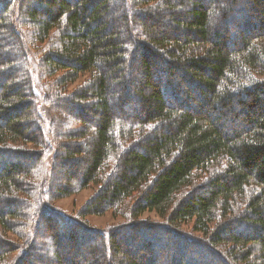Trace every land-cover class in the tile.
I'll return each mask as SVG.
<instances>
[{"label":"trees","instance_id":"1","mask_svg":"<svg viewBox=\"0 0 264 264\" xmlns=\"http://www.w3.org/2000/svg\"><path fill=\"white\" fill-rule=\"evenodd\" d=\"M203 1L0 0V264H264V0ZM91 184L82 218L118 210L181 243L116 260L117 233L39 201Z\"/></svg>","mask_w":264,"mask_h":264},{"label":"rangeland","instance_id":"2","mask_svg":"<svg viewBox=\"0 0 264 264\" xmlns=\"http://www.w3.org/2000/svg\"><path fill=\"white\" fill-rule=\"evenodd\" d=\"M203 2H204V4H208V2H210V0H204ZM177 13L182 14V11H179V12L177 11ZM12 26L14 27L15 25L13 24ZM18 29H21L20 32H23V31H25L24 29H26V26L20 27ZM19 42L16 41L12 45L9 44V47L11 48L10 50L11 51H14V50H12V48H14L15 50H17L19 48V46L22 48V44L21 43L19 44ZM32 42L34 43L35 46H36V44H39V43H36L34 39L27 40V43L30 46H32V44H31ZM4 45L7 47L8 46V43H6ZM87 77H88V73H86L84 75H81L77 79L75 85H73L72 89L73 88H76L78 85H80L85 79H87ZM141 82H142V80L140 78H135L133 80L132 84L135 87H137V86H139V83H141ZM124 101H126V103H124L122 105V108L124 110H126L128 112V115L131 117L133 114H131L129 110H130V105L132 106V104H133V97L131 95H129V97L126 98ZM137 112H138V110H137ZM62 118H63L64 122H66L65 124H69L68 123L69 118H67L64 115H63ZM240 121H241V119H240ZM239 122L236 123L235 125H238ZM13 146L17 147L16 144H14ZM24 147L26 149H29V148L34 149V148H36L32 143H28V142H27V144H24ZM59 153L61 154L60 156H63L64 155V152L61 151V150H60ZM79 168L80 167L78 165L71 167V171H73V174L72 175L75 176V178H78L79 175H80V173H81ZM67 170H68V168L66 166H64L63 169H60L59 168L57 170V174H56L57 178L55 177V183L60 184V185H64V183H65V175L67 174ZM75 184H73V185H75ZM97 188H98L97 185L91 184V185H89L88 187H86L84 189H79L78 191H76L75 193H73L72 195H70L68 197H63V198H59V199H51V198H49V196L47 198H45V199L40 197L39 198V201H43L44 202L47 199L46 202L49 203V205H51V206L56 205L57 207L65 210V211H67L68 213H70V214H72L74 216L75 215L76 216H79L78 215L79 214V209L83 206V204L88 199H90L93 196V194L95 193V191L97 190ZM41 192H42V195H44L46 193V191H44V189ZM180 197H182V196H179V195L177 196V198H180ZM35 199L37 200V197ZM46 202H44V203H46ZM37 203H38L37 204L38 206L41 205L40 204L41 202H37ZM121 212H123V211H121ZM79 217L86 224H88V226H91V227H94L96 229H99L100 231L101 230H105V231L107 230L108 233H109V235H111V236H113L116 233H117L116 235H119V239H121V242H122V243H120L121 244L120 245V248H121V251L123 253H119V254H114L113 252L110 253V254L113 255L112 256L113 259L116 258V260L117 259L119 260V259H122L123 258L124 261H128V258H129L128 256H130V252H136V251H138L137 253L142 254L141 257H140L141 260H144L143 258H147L150 255L153 257L154 256L153 253L150 252V251L148 252V250L143 247L144 246L143 243H145V242H151V243H153V246H154V245H157V243H158V242H154L155 239H160V242L158 244H164V245H167L168 247L170 246V248H171V246L173 247V245H176L175 247H177V244L178 243L179 244L181 243L180 242L181 240L179 241L175 237H172V236L167 235V233H165V232L158 231L155 234L154 231L153 232H149L148 231V230L153 229V228H146V227H145L146 228L145 230H147V231H144V234H146V235H144V237L143 236L141 237V235H142L141 233L140 234L136 233L137 237H134V235H135L134 234V231H133L134 229L129 230V227H131L130 222L132 221L131 214H128L127 213L126 215L125 214L123 215V214L119 213L118 210L117 211L107 210V211H104V212H102V213H100L98 215L91 214V215L84 216V218H82L81 216H79ZM139 218L142 219L141 221H139V223H142V224L146 220L151 221V222H155V223H158V222L166 223L165 222V219L163 220L162 218H160L156 214V212H154V211H144L143 213L140 214V217ZM181 228L183 230H186L187 232L194 233L193 231H190L191 230V224L181 225ZM128 232L129 233L131 232V234H129ZM7 235H8V237H10V239H13V240L16 239L17 240V237H15L11 232H8ZM100 236L101 235H98V238H100ZM148 236L154 237L153 238L154 240L149 239ZM195 236L201 238V234L200 233H196L195 232ZM127 237L130 238L131 240L129 241L127 239ZM83 240H85V239H84L83 236H81V242H83ZM35 242L44 246V242L45 241L39 235L38 237L35 238ZM136 242H137V249L135 247L136 246L135 245ZM48 244H49V242H48ZM184 244L187 245L188 242L187 243H184ZM86 245L89 246L90 245V242H87ZM188 246H190V247H187V248L190 249L193 245L192 246L191 245H188ZM68 247H70V246H68ZM194 247L201 248L200 246H195V245H194ZM190 250H191L190 252H192V249H190ZM169 251H170L169 249H167V250H160L159 256L156 257V259H155V264H158L159 263L158 262L159 258L161 260V259L164 258V256H166L165 255L166 253L169 254ZM220 252H221V254L224 253L221 250H220ZM39 253H41L42 258H40L38 261H40V260H43V261H42V263H40L38 261H35V264H44V261L45 260L47 261L48 259L52 258V255L49 252L39 251ZM14 254L16 255V253H14ZM14 254L10 253L8 255L9 256V259H11L12 258L11 256L14 255ZM222 256H223V258L226 259V256H224V255H222ZM74 258H75L74 259L75 261H78L79 256L78 257L77 256L76 257L74 256ZM208 262H209V264H221L220 258L219 257L216 258V256H214V255L210 258V260ZM68 263L69 262H67V264ZM230 263L233 264L231 261H230ZM53 264H54V262H53ZM63 264H65V263H63Z\"/></svg>","mask_w":264,"mask_h":264}]
</instances>
